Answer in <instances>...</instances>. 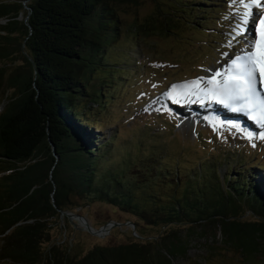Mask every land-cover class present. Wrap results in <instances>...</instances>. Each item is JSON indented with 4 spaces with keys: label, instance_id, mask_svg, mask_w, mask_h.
I'll return each mask as SVG.
<instances>
[{
    "label": "trees",
    "instance_id": "obj_1",
    "mask_svg": "<svg viewBox=\"0 0 264 264\" xmlns=\"http://www.w3.org/2000/svg\"><path fill=\"white\" fill-rule=\"evenodd\" d=\"M171 1L190 10L189 0ZM130 2L0 0V89H12L0 113V264H173L198 231L219 232L223 246L244 259L264 254L262 165L237 168L215 156L183 172L155 150L141 158L142 142L128 147L140 154L135 161L116 135L98 134L105 128L98 114L116 116L111 104L120 83L134 76L120 67L130 60L111 58L122 37L117 7ZM168 15L158 11L131 31L175 26ZM91 203L129 213L158 233L82 255L51 243L48 222Z\"/></svg>",
    "mask_w": 264,
    "mask_h": 264
},
{
    "label": "rangeland",
    "instance_id": "obj_2",
    "mask_svg": "<svg viewBox=\"0 0 264 264\" xmlns=\"http://www.w3.org/2000/svg\"><path fill=\"white\" fill-rule=\"evenodd\" d=\"M189 2L190 4L183 2L190 8L185 11L182 5L179 6L171 0H131L130 3L117 7L118 18L122 24V37L115 45L111 58L114 62L130 60V67H120L134 73V76L130 80L128 78L122 80V83L119 82L121 88L111 104V111L116 116L105 119V122L99 113V119L103 121L102 126L105 128L97 132L102 136L116 135L118 145L128 149L135 161L140 154L129 148H134L139 141L142 142L141 158L155 150V153L162 154V160L165 159L168 165L181 163L183 172L194 167L200 159L215 160V156H227L231 163H241L237 164V168L260 164L264 172V139L261 138L264 137V127L257 131L251 124L243 121L245 126L239 130L229 123L233 119L228 123L222 120L218 123L193 118L190 113L207 110L211 105L207 102L201 105L183 100L176 103L165 95L171 91L173 96L178 97L187 90L171 89V85L196 80L198 77L205 78L200 83V87H204L206 80L212 75L208 70L227 64L228 56L223 54L232 55L239 49V44L234 48L229 47L228 41L232 26L238 19L234 14L243 11L241 5L230 6L229 0ZM158 11L171 14L168 16L175 21V26L168 28L164 25L163 29L148 33L145 30L131 31L130 27L134 25L144 26L150 22ZM22 17L21 14L20 19ZM15 64L20 65L21 60L18 59ZM5 67L9 68L10 77L14 66L9 64ZM11 96L12 89L5 83L0 89V113L7 105V98ZM228 116L232 117L229 113L225 115L226 118ZM121 156L123 155L118 153L113 159ZM222 159L218 167L223 174L227 165ZM129 174L132 175L130 172ZM1 185L3 184L0 182V191L3 190ZM161 195L166 194L161 191ZM67 212L82 216L95 230L101 227L107 229L100 236H94L74 218L63 216L51 219L48 222L51 243L67 249L71 255H82L95 246L123 245L153 237L158 233V228L146 229L129 213L102 203L80 204L76 209ZM114 223L121 226H112ZM128 223L134 225L136 236L133 229L126 225ZM178 230L180 236L186 234L184 229ZM162 231L163 229L159 230ZM196 233L190 237L191 243L186 257L174 259L173 264H264L263 252L244 259L234 249L223 246L219 232L214 235H203L201 231ZM208 246L212 247L211 252Z\"/></svg>",
    "mask_w": 264,
    "mask_h": 264
},
{
    "label": "snow or ice",
    "instance_id": "obj_3",
    "mask_svg": "<svg viewBox=\"0 0 264 264\" xmlns=\"http://www.w3.org/2000/svg\"><path fill=\"white\" fill-rule=\"evenodd\" d=\"M229 4H239L243 8L242 12L234 14L238 19L229 33V47L234 48L237 44L243 47L232 55L223 54L228 56L227 64L218 69H209L212 75L204 87H200V83L205 78L198 77L171 85V89L187 90L178 97L173 96L171 91L165 95L176 103L182 100L201 105L217 103L233 112L247 115L264 127V91L258 87L261 78H264V0H229Z\"/></svg>",
    "mask_w": 264,
    "mask_h": 264
},
{
    "label": "bare ground",
    "instance_id": "obj_4",
    "mask_svg": "<svg viewBox=\"0 0 264 264\" xmlns=\"http://www.w3.org/2000/svg\"><path fill=\"white\" fill-rule=\"evenodd\" d=\"M218 79V78H217ZM261 86V87H260ZM260 86L258 85V87L264 91V78H261V84ZM190 113V112H189ZM188 113V114H189ZM193 115V118H202L204 120H206L207 122H220L221 120L222 121H227V123L233 119V121L231 120L229 123H232L233 125H235V127H237L239 130L240 129H243L244 126H245V122L243 121H249L247 120L245 117H242V118H236V116H232V117H229L226 118L225 115L228 114L227 111H225L224 108H220L219 106L217 105H212L209 109L205 110V109H202V110H199V111H195V112H192L190 113ZM183 115V114H182ZM181 115V116H182ZM185 116V115H184ZM183 117V116H182ZM236 118V119H234ZM201 120V119H200ZM203 120V121H204ZM248 128V127H247ZM245 130V129H244Z\"/></svg>",
    "mask_w": 264,
    "mask_h": 264
},
{
    "label": "water",
    "instance_id": "obj_5",
    "mask_svg": "<svg viewBox=\"0 0 264 264\" xmlns=\"http://www.w3.org/2000/svg\"><path fill=\"white\" fill-rule=\"evenodd\" d=\"M53 152V156H54V151H52ZM66 217V218H68V219H72V218H74V219H76L78 222H80L83 226H84V228L87 230V232H89L90 234H92V235H94V236H100L103 232H106L107 231V229L105 228V227H101L99 230H95L94 228H92L86 221H85V219L82 217V216H78V215H74V214H72V213H69V212H67V211H61L60 212V217L62 218V217ZM115 226V227H118V226H121V224H116V223H114V224H112V226ZM128 227L130 226V228H132L133 229V231H134V236H136V234H135V228H134V225L132 224V223H128V224H126ZM263 231H262V233H261V235H263Z\"/></svg>",
    "mask_w": 264,
    "mask_h": 264
}]
</instances>
